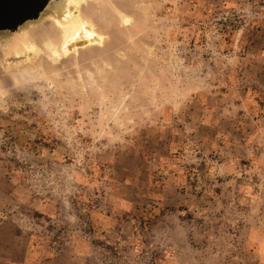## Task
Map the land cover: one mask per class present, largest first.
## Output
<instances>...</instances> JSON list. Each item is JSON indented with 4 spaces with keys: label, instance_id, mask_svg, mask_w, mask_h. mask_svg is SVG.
<instances>
[{
    "label": "rangeland",
    "instance_id": "1",
    "mask_svg": "<svg viewBox=\"0 0 264 264\" xmlns=\"http://www.w3.org/2000/svg\"><path fill=\"white\" fill-rule=\"evenodd\" d=\"M64 8L0 34V264H264V0Z\"/></svg>",
    "mask_w": 264,
    "mask_h": 264
},
{
    "label": "water",
    "instance_id": "2",
    "mask_svg": "<svg viewBox=\"0 0 264 264\" xmlns=\"http://www.w3.org/2000/svg\"><path fill=\"white\" fill-rule=\"evenodd\" d=\"M61 1L64 0H0V34L18 33L27 24L42 20Z\"/></svg>",
    "mask_w": 264,
    "mask_h": 264
},
{
    "label": "bare ground",
    "instance_id": "3",
    "mask_svg": "<svg viewBox=\"0 0 264 264\" xmlns=\"http://www.w3.org/2000/svg\"><path fill=\"white\" fill-rule=\"evenodd\" d=\"M77 1L78 0H66L65 1V8H64L65 13L64 14L66 16L70 15V17L72 18L70 19L72 21L68 22L64 30L66 39H73L75 36L79 34L80 30L83 28V26L79 24V22L73 19L74 17L71 14L72 7L74 6V4H77Z\"/></svg>",
    "mask_w": 264,
    "mask_h": 264
}]
</instances>
